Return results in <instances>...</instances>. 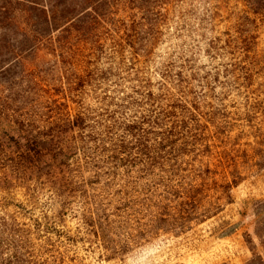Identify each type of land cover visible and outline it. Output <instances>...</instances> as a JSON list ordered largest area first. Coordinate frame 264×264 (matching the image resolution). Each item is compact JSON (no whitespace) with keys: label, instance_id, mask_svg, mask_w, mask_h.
<instances>
[{"label":"rangeland","instance_id":"rangeland-1","mask_svg":"<svg viewBox=\"0 0 264 264\" xmlns=\"http://www.w3.org/2000/svg\"><path fill=\"white\" fill-rule=\"evenodd\" d=\"M33 1L0 0V111L12 123L35 135L58 113L71 119L87 110L91 119H105L141 100L136 91L146 93L145 86L162 94L164 75L176 88L180 73V84L190 92L187 100L202 102L200 116L214 122L215 115L218 127L208 135L213 146L234 150L245 180L216 217L192 224L184 234L160 233L141 241L114 260H106L82 227V193H95L99 185L78 183L58 190L61 198L44 179L31 192H1L0 221H13L21 231L15 240L26 245L24 259L33 264H247L253 247L264 258V0H250L254 7L249 0H174L142 21L155 24V46L140 57L124 46L128 39L123 49L112 41L113 30L138 21L128 13L115 16L117 8L108 6L99 8L105 21L95 26L98 31L76 34L55 53L47 35L37 31ZM171 93L180 99V93ZM127 112L128 120L145 115ZM4 168L0 165V171ZM92 176L85 173L80 180L91 184Z\"/></svg>","mask_w":264,"mask_h":264},{"label":"trees","instance_id":"trees-1","mask_svg":"<svg viewBox=\"0 0 264 264\" xmlns=\"http://www.w3.org/2000/svg\"><path fill=\"white\" fill-rule=\"evenodd\" d=\"M173 1L34 0L31 9L38 33L47 35L56 53L76 34L92 36L91 32L98 31L105 21L99 8L116 7L115 16L128 13L129 19L138 22L113 30L112 41L123 49L122 42L128 39L124 46L140 57L155 46V24L142 21ZM250 4L254 7L249 0ZM180 76L173 89L172 79L164 75L162 94H153L148 86L143 87L146 93L136 91L141 100L120 106L105 119L95 121L87 110L71 119H63L60 113L48 117L43 121L45 131L35 135L0 111V165L5 166L0 171V193L18 188L31 192V186L42 179L58 198V190L78 183L82 187L99 185L92 189L93 194L82 193L80 217L86 236L106 260H114L160 233L177 236L192 224L216 217L232 203L231 191L245 178L237 172L234 150L213 146L208 135L218 127L215 115L211 113L214 122L200 116L198 104L202 102L196 97L187 100L190 92H185ZM171 89L180 93L178 101ZM127 109L133 115L140 110L145 115L128 120ZM85 173H92L96 182L81 181ZM20 232L13 221H0V238H8L7 244L0 242V264H33L24 259L26 245L15 240L22 237ZM252 251L247 264H264L254 247Z\"/></svg>","mask_w":264,"mask_h":264}]
</instances>
